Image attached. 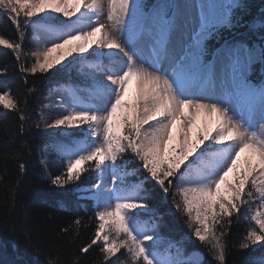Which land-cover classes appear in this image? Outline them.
I'll list each match as a JSON object with an SVG mask.
<instances>
[{
	"label": "snow or ice",
	"instance_id": "obj_1",
	"mask_svg": "<svg viewBox=\"0 0 264 264\" xmlns=\"http://www.w3.org/2000/svg\"><path fill=\"white\" fill-rule=\"evenodd\" d=\"M240 7V0L201 2L196 26H190L180 6L167 2L146 13L137 0H107L106 12L104 0H0V15L15 25L21 41L0 36V46L19 59L29 28L43 43L32 53L35 62L22 71L91 69L84 73L90 85L65 88L58 118L47 125L64 133L53 143L64 171L52 184L80 182L79 190L87 183L83 174H95L88 190L97 223L81 253L96 245L105 264L113 258L125 264V255L130 264H205L202 253L188 261L156 250L162 217L150 203L148 181L165 199L171 193L175 209L188 217L190 236L210 245L217 264L226 262L222 222L231 226L234 214L238 222L250 201L256 207L245 213L239 247H264V39L259 46L254 41L208 45ZM252 75L258 76L255 82ZM0 105L19 110L10 91L0 92ZM20 118L25 119L23 112ZM129 160L138 161L143 180H126L138 170H128ZM217 225L224 230L217 233ZM249 264H264V253Z\"/></svg>",
	"mask_w": 264,
	"mask_h": 264
},
{
	"label": "trees",
	"instance_id": "obj_2",
	"mask_svg": "<svg viewBox=\"0 0 264 264\" xmlns=\"http://www.w3.org/2000/svg\"><path fill=\"white\" fill-rule=\"evenodd\" d=\"M146 1L153 3L155 0ZM240 4V8L233 9L232 23L220 26L208 41L210 49L226 41H254L259 46L264 39L261 27L264 0H240ZM0 36L12 43L21 42L15 25L5 15H0ZM33 39L31 28L26 29L19 59L11 49L0 46V68L7 69L6 74L0 73V92L10 91L19 106L17 110L0 105V264H50L51 261L56 264H105L96 245L87 253L80 252L93 238L96 210L91 199L79 196L76 185L80 182L62 187L52 184V177L64 171L53 147L54 142L62 140L64 133L46 130V115H41L49 110L46 103L52 91L66 92L67 87L79 86L86 75L80 72L79 65L70 72L60 66L46 73L22 71L35 62ZM260 72L264 73V69ZM251 78L256 81L258 76ZM21 112L24 120L20 118ZM127 168L130 172L138 169L134 175L126 177L128 182L144 179L138 161L129 160ZM93 177L94 173L83 174L85 181ZM144 187L157 216L162 217L158 220L161 237L158 242L183 254L200 251L205 264H217L208 251L210 245L190 236L188 217L175 209L171 193L165 199L152 181L146 182ZM255 205L250 201L242 207L239 221L234 214L231 226L226 220L222 222L227 229L225 264H249L250 258L264 253V247L259 245L247 249L239 247L246 235L245 213L254 211ZM77 218L80 225L74 223ZM148 218L149 214H141V219ZM223 230L217 225V233Z\"/></svg>",
	"mask_w": 264,
	"mask_h": 264
},
{
	"label": "rangeland",
	"instance_id": "obj_3",
	"mask_svg": "<svg viewBox=\"0 0 264 264\" xmlns=\"http://www.w3.org/2000/svg\"><path fill=\"white\" fill-rule=\"evenodd\" d=\"M104 2H105V12H106L107 0H104ZM137 2L142 5L141 10L146 12V13L151 11L152 8H154L156 4L161 3V2H167L170 4L179 5L181 12L186 15L187 20L189 22V25L190 26H196V22L199 18V15H200L199 4L201 2H204L206 4L211 5L212 3L226 2V0H156V2L154 4L153 3L149 4V3H147L146 0H137ZM37 35H39V33H37ZM33 40L37 44L36 45L34 43L35 46H37L36 52L42 50V48H43L42 41L38 42L35 39V37ZM53 55H55V54H53ZM41 59H42V57H41ZM105 62H107V61H105ZM90 71H91V69L87 65H85L83 67L84 73H88ZM90 83H91L90 79L87 76H85L84 82H83V84H81L80 89H86L90 85ZM85 96H86V93H85ZM66 97H67V93L64 91H61V90L52 91L48 96L49 99L46 103V107L48 106L50 110L48 112H46V114H48V115L45 116V119H44L45 126L44 127L49 132L59 131L57 129H49L47 127V125L50 124L53 119L58 118L53 110H56L55 108H58L61 100L66 99ZM85 102L86 103L88 102L87 99H85ZM73 139H82V138L81 137H73ZM49 150H53V149L50 148ZM243 155L244 154H242V157H243ZM230 177H231V174H230ZM105 179L107 180V177H105ZM95 183H96V179H95V174H94L93 179L91 181H87L86 184L81 185L80 189H79L80 196L90 198L93 201L94 205H95L94 197L92 195V192L89 191L88 189H90L91 185L95 184ZM110 186L111 185H109V187ZM255 207H256V205H255ZM95 209H96V206H95ZM155 244H156V250L165 258H178L181 260L190 261V260H195L201 254V252L197 251V250L192 251V252L187 253V254H183L182 252L174 251L172 246H169V245L163 246V244H161L159 242H155ZM122 251H124V250H122ZM121 260L125 261V264H130V260L128 259V257L126 255L121 256ZM113 264H116L115 258H113Z\"/></svg>",
	"mask_w": 264,
	"mask_h": 264
}]
</instances>
